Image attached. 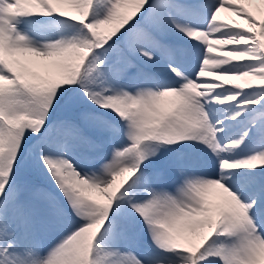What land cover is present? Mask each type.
Here are the masks:
<instances>
[{
  "label": "snow or ice",
  "instance_id": "snow-or-ice-1",
  "mask_svg": "<svg viewBox=\"0 0 264 264\" xmlns=\"http://www.w3.org/2000/svg\"><path fill=\"white\" fill-rule=\"evenodd\" d=\"M0 264H264V0H0Z\"/></svg>",
  "mask_w": 264,
  "mask_h": 264
},
{
  "label": "bare ground",
  "instance_id": "bare-ground-1",
  "mask_svg": "<svg viewBox=\"0 0 264 264\" xmlns=\"http://www.w3.org/2000/svg\"><path fill=\"white\" fill-rule=\"evenodd\" d=\"M248 7H250L253 11H255V9H260L261 6L259 5H247ZM259 11V10H257ZM256 12V11H255ZM221 15L225 18V19H230V20H233V21H236V22H239V23H242V24H245L247 23L246 20L242 19L241 17H239L238 15H236L234 12L232 11H229L227 9H224L222 10V13ZM212 197V200L216 199V194L215 192H209V199ZM214 198V199H213ZM215 201V200H214Z\"/></svg>",
  "mask_w": 264,
  "mask_h": 264
},
{
  "label": "rangeland",
  "instance_id": "rangeland-1",
  "mask_svg": "<svg viewBox=\"0 0 264 264\" xmlns=\"http://www.w3.org/2000/svg\"><path fill=\"white\" fill-rule=\"evenodd\" d=\"M257 10H259V11H257ZM255 11H256V12H255ZM255 11H254V12H255L257 15H260V14H261V13H260V9H255ZM245 24H246V23H245ZM211 192H213V193L215 192V194H216L217 197H216V199L213 198L215 201L212 200V197L210 198V200H212L213 202H219V201H218L219 189H213V190H211ZM94 195L99 196L98 193H94Z\"/></svg>",
  "mask_w": 264,
  "mask_h": 264
}]
</instances>
